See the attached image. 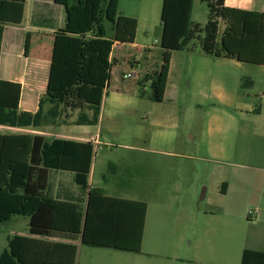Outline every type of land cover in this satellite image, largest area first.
Segmentation results:
<instances>
[{"label":"trees","instance_id":"trees-1","mask_svg":"<svg viewBox=\"0 0 264 264\" xmlns=\"http://www.w3.org/2000/svg\"><path fill=\"white\" fill-rule=\"evenodd\" d=\"M26 0H0V48L6 24H20ZM209 16L202 25L192 21L194 0H163L161 8L162 64L143 76L139 96L164 100L171 52L195 50L213 58L246 64L264 60V12L203 0ZM64 7V24L54 33L46 91L36 112L19 110L21 86L0 80V125L43 127L77 111L76 125L97 124L102 98L109 86L115 42H133L136 18L119 14V0H53ZM224 24L220 33V23ZM149 82L151 92L141 85ZM253 81L242 77L241 88ZM45 105L48 109L45 110ZM95 154L90 141L47 138L42 134H0V224L15 215L28 218L31 235H14L0 253V264H74L77 246L43 237L80 241L83 245L140 252L147 204L106 195L91 187L88 175ZM116 164L108 163V169ZM67 171L77 187L52 173ZM226 184L221 186L225 192ZM77 189V191H75ZM240 264H264V251L244 249Z\"/></svg>","mask_w":264,"mask_h":264},{"label":"rangeland","instance_id":"rangeland-1","mask_svg":"<svg viewBox=\"0 0 264 264\" xmlns=\"http://www.w3.org/2000/svg\"><path fill=\"white\" fill-rule=\"evenodd\" d=\"M33 1L28 0L25 23L30 19ZM162 1L118 2L119 14L139 20L137 41L153 48L158 58L161 56ZM208 16L207 3L194 0L192 21L203 25ZM223 27L221 22L219 31ZM36 38V33H32L34 46ZM193 45L196 53L191 54L185 72L173 76L180 87L177 100L159 104L139 99L136 106L133 105L122 118H118L116 128L105 126L102 129V144L96 149L95 159L98 162L101 158L105 164L99 178L102 180L104 176L102 183L106 193L147 203L141 251L127 252L79 244L77 264H240L243 249L251 247V240L264 232V214L260 221L264 209V172L254 170V183L241 186L236 177L239 173L250 172L242 166L246 161L241 153H235L231 158H221L202 151H205L206 143L201 144L198 134L205 128L212 104L218 106V103L209 89L200 105L193 98L195 85L200 84L210 71L233 72L235 80H242V77L251 79L252 75L257 76L258 68L248 63L242 69H235L229 66L231 62L228 60L207 58L200 54L203 52L198 39L193 41ZM177 57L174 66L179 69L186 59ZM124 68L130 72L128 67ZM120 70L119 67L113 69L114 80ZM146 91L151 92L149 86H146ZM244 92L250 94L249 103L264 104L259 83ZM77 113L72 118V114L61 117L58 124L42 129L48 133V138L73 137L86 132L87 127L73 124ZM262 120V117L252 118V126H259ZM173 122L177 124L173 150L182 156L164 157L152 151L150 142L162 131L171 136L169 127ZM260 140L259 131H256L253 141L258 151ZM110 162L116 166L109 170L107 163ZM228 178L235 184L223 193L221 186L228 183ZM52 179L54 183L61 180L68 186L77 187L71 172H53ZM256 209L261 213L250 214ZM15 234L30 235L27 217L15 215L0 224V252L6 248L9 237Z\"/></svg>","mask_w":264,"mask_h":264},{"label":"crops","instance_id":"crops-1","mask_svg":"<svg viewBox=\"0 0 264 264\" xmlns=\"http://www.w3.org/2000/svg\"><path fill=\"white\" fill-rule=\"evenodd\" d=\"M32 4L34 6L32 8L29 21L27 19V23H25V20L27 15L28 0L25 1L23 21L20 24H6L4 26L0 48V80L19 83L21 86L18 104L19 110L34 113L38 110L39 100L44 96L46 91L53 50L54 33L57 29L63 26L65 13L64 7L55 4L53 0H34ZM225 5L240 9L264 12V0H225ZM136 20L137 28L134 41L131 43L115 42L112 47L109 57L110 61L113 62L111 79L102 98L100 115L97 124L77 125L87 127L88 129L86 132L82 131V133H77L73 137L59 136L60 138L73 139L77 141H90L94 144L96 154V149L102 144V129L105 126L110 129L116 128V124L119 121L118 118H122L124 112L129 110L133 105L136 106L139 99L150 100L146 96H139V82L142 81L145 74L151 73L160 68L162 64V57L160 56L158 58L154 55L153 48L137 41L139 20L137 18ZM222 31L219 32L221 33ZM32 33H36L37 35L35 46L33 45ZM160 53L162 55V48ZM194 53H196V50H177L171 52L164 100L156 103H173L177 100L180 87L176 82H174L173 76L175 73L176 75H181L185 72L184 69L187 67L186 64L191 57V54ZM177 56H180L182 59H186L185 62H182L183 65L181 64L182 66L180 65L181 67L179 69L174 66V61L178 58ZM204 56L212 59L228 60L231 62L229 63V66H232L235 69H242L246 64L238 62L235 59L213 58L206 54H204ZM254 65L257 66L259 72L257 76H251V80L253 81L252 86H256L259 83L260 95H263L264 97V60L261 63H255ZM124 66L128 67L130 72H127ZM117 67L121 68V70L119 75H117L114 80L113 69H116ZM127 74H132V76L126 77ZM234 75L235 74L233 72L229 73L227 71H210L206 73L201 79L200 84L195 85L193 98H195L197 100L196 103L200 105V101L202 102L207 97L206 90L209 89L212 97L217 100L218 106L214 103L212 104V111L208 115L205 128H202L198 134L201 144L206 143L205 151L204 149L202 151L206 154H210L212 157L221 158H231L235 153H241L242 158L246 161V164L242 165L243 168L250 170L248 173H239L236 177L237 182L241 186H244L248 182L254 183V170H261L264 172V104L261 103L260 105H253L252 103H249L248 96H250V94H246L244 92V90L248 88H241L242 80L239 78L235 80ZM235 83L237 88H235ZM146 86H149V82H144L141 85L142 90L145 92H147ZM170 88H172V90H170ZM48 107V105H45V110H47ZM76 113L77 111L70 112L69 114H72L70 118H72ZM254 117L263 118L259 126H256V124L255 126H252V118ZM63 120L62 122L64 123L65 120ZM58 123L59 121L57 120L55 124L48 126L53 127ZM156 123L162 124V122ZM173 123L172 127H169V130H171L170 135L172 134L171 136H169L168 132L162 131L159 135L151 139L150 144L153 146V152H157L159 155L164 157L182 156V154L173 150L175 149L177 135V124L176 122ZM43 127H10L0 125V134L31 133L42 134L47 137L48 133L42 129ZM256 131H259V138L261 139L259 142V151L253 141L256 136ZM95 154L88 175V184L91 187L103 189L104 193L109 195L106 193L104 184L102 183L105 180L104 176L102 175V180L99 178V175L102 173V169L105 165L104 161L100 158L97 162ZM201 155L202 157L204 156L203 153ZM51 181L55 189L58 187L57 184L61 180H57L56 183H54L53 179ZM225 184L226 191V189H231L235 182L230 179L228 180V183ZM262 187L264 188V180L262 182ZM258 212L261 213L260 210ZM263 214L264 209L260 215V221H262L261 219ZM146 220L147 212L143 237ZM27 237L40 238L39 236L31 234ZM42 239L50 242H63L76 245L77 254L74 264H77L79 250L78 245L81 244L80 241H69L59 239L57 237H43ZM250 244L251 247L244 249L251 251H264V232L258 233L256 237L251 240Z\"/></svg>","mask_w":264,"mask_h":264},{"label":"built area","instance_id":"built-area-1","mask_svg":"<svg viewBox=\"0 0 264 264\" xmlns=\"http://www.w3.org/2000/svg\"><path fill=\"white\" fill-rule=\"evenodd\" d=\"M132 76V74H127L126 75V77H131ZM256 213H258V210L256 209V210H254V211H252V212H250V214H256Z\"/></svg>","mask_w":264,"mask_h":264},{"label":"water","instance_id":"water-1","mask_svg":"<svg viewBox=\"0 0 264 264\" xmlns=\"http://www.w3.org/2000/svg\"><path fill=\"white\" fill-rule=\"evenodd\" d=\"M204 195V194H203ZM203 195H202V197H203Z\"/></svg>","mask_w":264,"mask_h":264}]
</instances>
